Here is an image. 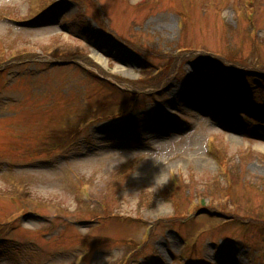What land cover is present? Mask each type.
I'll use <instances>...</instances> for the list:
<instances>
[{"label": "rangeland", "instance_id": "1", "mask_svg": "<svg viewBox=\"0 0 264 264\" xmlns=\"http://www.w3.org/2000/svg\"><path fill=\"white\" fill-rule=\"evenodd\" d=\"M81 251L264 264V0H0V264Z\"/></svg>", "mask_w": 264, "mask_h": 264}, {"label": "bare ground", "instance_id": "2", "mask_svg": "<svg viewBox=\"0 0 264 264\" xmlns=\"http://www.w3.org/2000/svg\"><path fill=\"white\" fill-rule=\"evenodd\" d=\"M120 62H122L123 64H127V63H130L131 61L125 57H123L121 60H119ZM179 100L181 101V104L184 105V106H188V107H192L194 106V103L190 100V98H188L187 96H180L179 97ZM231 140H233L234 138L233 137H230ZM206 160H204V163L202 160H198L197 161V165L199 167H204L205 164H206ZM155 176L158 178V179H161V176H162V168H159L156 173H155Z\"/></svg>", "mask_w": 264, "mask_h": 264}, {"label": "trees", "instance_id": "3", "mask_svg": "<svg viewBox=\"0 0 264 264\" xmlns=\"http://www.w3.org/2000/svg\"><path fill=\"white\" fill-rule=\"evenodd\" d=\"M219 190H217L216 188H211V190H207L206 194V198H211L213 196V201L216 199V196H218L219 194Z\"/></svg>", "mask_w": 264, "mask_h": 264}]
</instances>
